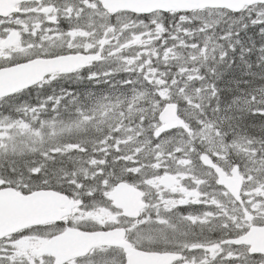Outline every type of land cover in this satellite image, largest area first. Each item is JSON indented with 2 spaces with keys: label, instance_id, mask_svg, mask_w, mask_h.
<instances>
[{
  "label": "snow or ice",
  "instance_id": "obj_1",
  "mask_svg": "<svg viewBox=\"0 0 264 264\" xmlns=\"http://www.w3.org/2000/svg\"><path fill=\"white\" fill-rule=\"evenodd\" d=\"M0 264H264V0H0Z\"/></svg>",
  "mask_w": 264,
  "mask_h": 264
}]
</instances>
